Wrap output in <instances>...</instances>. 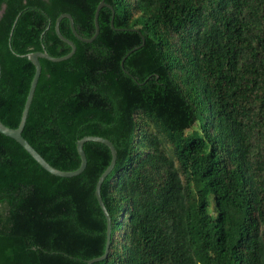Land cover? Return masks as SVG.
<instances>
[{
	"label": "trees",
	"instance_id": "trees-1",
	"mask_svg": "<svg viewBox=\"0 0 264 264\" xmlns=\"http://www.w3.org/2000/svg\"><path fill=\"white\" fill-rule=\"evenodd\" d=\"M101 0H0V119L19 125L35 66L62 56L70 13L91 37ZM99 34L40 58L23 136L75 170L110 139L108 256L93 264H264V0H105ZM143 37L145 42L143 44ZM125 59L122 60L133 48ZM74 177L0 132V264H88L105 251L95 190L111 162L84 144ZM212 206V209L210 207Z\"/></svg>",
	"mask_w": 264,
	"mask_h": 264
},
{
	"label": "water",
	"instance_id": "water-1",
	"mask_svg": "<svg viewBox=\"0 0 264 264\" xmlns=\"http://www.w3.org/2000/svg\"><path fill=\"white\" fill-rule=\"evenodd\" d=\"M103 7H109L112 9L111 25L114 27L115 11L113 10V7L110 4H108L105 0H101L99 2V4L97 5L96 10H95V15H94L95 32L91 37H84L78 33V31L76 30L75 24H74V18L70 13H63V14L58 16V18L55 21L56 33L63 41H65L66 43H68L70 45V47H71L70 52H68L65 55L58 56V57L52 56L51 54H49L45 50L34 51L31 53H28L27 54L28 58L32 61V63L35 66V73H34V76L32 78L31 84H30L29 92H28V95H27V98H26V101L24 104V108L22 111V115H21L19 125L16 128H13V127H10V126L6 125L5 123H3L0 119V132L4 135L11 137L14 140H16L45 170H47L48 172H50L56 176L74 177V176L81 174L86 169L87 162H88L87 155H86V152L84 150V144L86 142H88V141L100 142V143H103L109 147V149L111 151V155H112L111 162L108 165V167L105 169V171L100 175V177L97 181L96 190H95V194H96L98 203H99V205H100V207H101V209L105 215L106 221H107L105 251L101 256L88 260V264H93L95 262L102 261L103 259H105L108 256L109 249H110V243H111V237H112V223H111V217H110V214L108 212V209H107L105 202L103 201V198L101 196V186H102V183H103L104 179L106 178V176L112 171V169L115 166L116 159H117L116 147L110 139L105 138L103 136H98V135L84 136L77 141V151L79 153L80 160H81L79 167L75 170H62V169H59V168L53 166L51 163H49L41 155V153H39L32 146V144L23 136V130H24V127L26 125V121L28 118V114H29V110H30L33 98H34V93H35V90L37 87V83H38V80H39L41 72H42V65L40 62V58H46V59L54 61V62H59V61H63V60L70 58L76 52L77 46H76L75 42L73 40L65 37L60 30L61 20L63 18H68L70 21V26H71L72 32L75 35V37L78 38L79 40L83 41V42L90 43L99 34V30H100L99 13ZM144 42H145V38L143 37V44H144ZM139 47L140 46L133 48L131 51H129L125 55V57L122 60V66H124V61H125L126 57L132 51L138 49ZM1 76H2V66H1V62H0V81H1Z\"/></svg>",
	"mask_w": 264,
	"mask_h": 264
},
{
	"label": "rangeland",
	"instance_id": "rangeland-1",
	"mask_svg": "<svg viewBox=\"0 0 264 264\" xmlns=\"http://www.w3.org/2000/svg\"><path fill=\"white\" fill-rule=\"evenodd\" d=\"M210 209L213 210V209H212V206L210 207Z\"/></svg>",
	"mask_w": 264,
	"mask_h": 264
}]
</instances>
